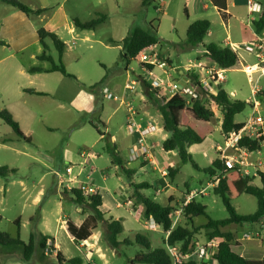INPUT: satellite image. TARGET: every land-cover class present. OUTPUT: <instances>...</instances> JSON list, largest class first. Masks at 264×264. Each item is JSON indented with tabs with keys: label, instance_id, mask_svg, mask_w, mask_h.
<instances>
[{
	"label": "rangeland",
	"instance_id": "obj_1",
	"mask_svg": "<svg viewBox=\"0 0 264 264\" xmlns=\"http://www.w3.org/2000/svg\"><path fill=\"white\" fill-rule=\"evenodd\" d=\"M20 1L33 10L46 11L39 16L26 17L19 10L0 2V42L5 44V46L0 44V112L4 109L10 111L9 108H13L18 121L23 126L19 124L25 135L30 137V132L32 133V143H27L0 120V168L17 169L8 174L6 178H0V233L17 238L18 231H20V238L25 244L29 242L32 234L37 237L41 234L51 236L57 240V244L70 259L80 257L84 264H106L105 260L99 259L97 255L86 257L88 246H79L78 242L71 240L68 232L61 226L58 220L60 216L67 214L75 219L81 216L77 210L83 208L64 197L63 191L68 184L61 186L54 172L58 170L65 172L68 165H75L64 161L65 149H70L72 152L78 150L93 152L97 159L87 165L79 180L83 183H93L102 189L103 206L101 210L104 213L119 212L121 216L127 217L128 210H131L132 215L140 220L143 207L136 202L134 187L126 173L112 164L108 149L113 151L116 148L117 154L128 167H137L138 163L128 164L132 138L125 130L127 108L120 102L124 99L125 103L131 104L139 115L146 119L157 120L159 125L163 126L159 105L171 98L166 89L158 91L157 95L149 98L146 95L149 89L144 87L143 82L136 86L135 92L126 91L125 82L138 79V76L143 73L140 63L136 60H133L128 71L124 72L126 66L122 60L123 46L119 47L114 41L126 37L136 28L154 29L157 31L155 35L159 40L160 53L169 57L174 68L181 63L206 60L203 46L180 50L185 41L184 28L188 20L207 19L211 22V34L205 37L204 44L212 42L225 44L223 41L228 34L231 41L237 42L242 36L250 39L252 33L247 29L237 34V27L242 28V26L233 18L228 22V28L222 14L207 0H198L197 3H188L187 0H163L162 3L158 0H149L147 5L143 3V0ZM162 5L163 9H161ZM206 5L207 8H205ZM230 11L234 15L237 12L233 7ZM99 14L106 15V19L95 30H77L76 34H79V37L69 31L72 27L75 28L74 19L88 22ZM26 19L30 22H26ZM236 24L238 26L235 27ZM42 28L66 41L70 50L65 53L62 62L67 71L79 77L80 81L66 77L65 80L70 83L68 95L66 92H60L59 84H55L52 88L54 90L50 86L46 87L45 83L44 86L41 85L43 84L41 82L34 87L51 90L61 95V98L48 95L20 98L14 94V87L18 83L26 84L28 80L19 71L21 69L26 71L31 66L41 64L32 55L43 52L36 34L37 30ZM16 31L22 34L21 37L16 36ZM182 39L184 41L180 42ZM45 42L51 48V50H45L46 54L53 57L55 63L59 65L58 51L53 42L49 37L45 38ZM23 45L28 47L19 51ZM245 59L249 63L256 62L251 56L246 55ZM43 64L51 66L48 62ZM258 84L264 91V77H261ZM79 86L95 95L92 102L94 109L90 112L81 110L88 106L83 97L75 101ZM105 87H108L113 95L118 96L119 100L106 97L101 92ZM221 87L233 99L240 101L247 102L251 95L248 78L242 71L240 63L227 71V81ZM209 107L215 113L213 121L215 132L209 135L204 143L188 148L193 163H183L176 152L170 154L165 152L163 141L169 135L163 130L156 139L159 142L157 152L161 156L154 154V164H144L143 168L147 167V169L133 180L136 184H150V189L141 192L163 206L171 201V205L179 209L181 203L193 191H199L207 186L210 175L204 169L209 168L216 159L214 147L223 140L221 132L223 115L215 103L210 102ZM249 113L250 109L247 105L241 114L236 115V121L244 122ZM101 121L107 124L106 127L116 143L111 138L101 140L96 128L91 126L92 122L100 123ZM82 123L89 125L82 129L77 127ZM99 131L103 133L106 131L105 127L101 125ZM107 137L110 136L107 135ZM9 138H12L11 142H4ZM163 166L168 171L169 169L177 171L173 179L169 177L170 174L165 180L162 178L160 167ZM79 170L76 168L74 173L76 174ZM44 174V181L39 183V179ZM257 177H254L253 184L261 187ZM21 181H24L28 191L22 188ZM41 187L45 189L41 206L22 211L24 204L20 201L21 197L31 192H38ZM194 200L207 207L206 212L213 220H223L229 217L222 199L214 195L211 188L207 189L206 195H199ZM257 201L255 196L243 194L232 203L237 214L249 215L257 210ZM131 203L133 206L130 209ZM118 204L121 205L120 209L117 208ZM85 210L90 212L91 209L86 208ZM20 217L22 227L19 228L15 221ZM194 222V225L199 227L207 223L208 218L198 217L194 219ZM178 223L186 225L189 222L181 213ZM226 228L230 230L235 226L230 224ZM138 232L152 242L153 248L164 247L166 234L162 229L150 232L129 226L128 231L121 235L124 244L119 247L118 251L110 246L103 235L98 240H92L91 245L96 242L100 243L98 245L106 253L108 264H138L133 262L136 255L143 251V248L136 242ZM208 235V229H201L195 235V239L198 244H203L208 239ZM22 256L23 251L19 246L3 247L0 245V264H58L56 252L50 248H47L45 255L37 249L30 262L25 263Z\"/></svg>",
	"mask_w": 264,
	"mask_h": 264
},
{
	"label": "trees",
	"instance_id": "obj_2",
	"mask_svg": "<svg viewBox=\"0 0 264 264\" xmlns=\"http://www.w3.org/2000/svg\"><path fill=\"white\" fill-rule=\"evenodd\" d=\"M148 1L149 0H143V3L147 5ZM211 1L224 17L225 10L227 9V1ZM0 2H3L4 5L11 6L19 10L20 12L24 13L26 17L33 15L39 16L46 11L41 9L33 10L20 0H0ZM105 19L106 15L99 14L96 16V18L88 22H81L76 18L73 20V23L75 28L79 30H95L105 21ZM254 28L257 33L264 32V12L261 13L256 21H254ZM210 29L211 22L207 19H201L191 23L185 35V41L182 44L183 48L195 49L199 46H203L206 57L210 58L224 69H232L238 63V57L230 48L217 45L214 42L209 44L203 43L205 37L210 32ZM155 32L157 31L154 29L144 30L143 28H136L135 30L131 31L121 42L124 50L122 60L126 68L130 66L133 60H136V55H138L143 48L145 49L146 47L159 43ZM37 35L41 44L46 50L49 47L45 43V38L49 37V39L53 42L56 50L58 51L57 54L59 65L55 63L53 57L43 53L37 58L40 61H47L51 65L50 68L42 69L34 67L30 69V72L35 73L45 70L48 73L59 72L67 76H72V74L67 71L62 62L63 53H65L66 50V44L56 34L45 30V28L37 30ZM0 44L1 46L5 45L2 41ZM143 85L149 89V91L146 92V95L149 98L157 95L158 92L156 90H153V88H150L146 84ZM27 92L38 95L46 94L44 92H36L34 90H28ZM212 97L215 106L223 115L221 126L222 134L229 133L234 128H240L241 124L236 121L235 117L245 110L247 103L233 99L224 89H222V87H220L216 95H213ZM210 102L211 100L209 99H199L191 106H188L186 105L187 102L185 99L174 96L164 104L159 105V111L163 119V129L165 133L169 135V137L163 141V149L165 152H176L183 163H193L191 155L188 153V148L192 145L204 143L207 137L212 133L214 134L215 132V127L213 125L215 113L209 107ZM0 120L8 125L20 139L28 140L23 135L20 125L15 120L10 111L6 109L2 110L0 112ZM96 130L100 136L103 135V133L99 131L97 127ZM8 141L9 140H5L4 142L7 143ZM243 144L248 143L243 142ZM250 146L255 149L258 147V144L256 142H252ZM116 150V148L113 151L110 148L108 149L112 164L121 168V170L124 171L127 177L130 179L131 185L134 187V197H136V202L143 207V218L147 220H150L151 218L155 219L156 223L160 225L161 229L166 234L171 230L173 222L172 216L176 211H178V209L171 205V201H169L167 205L163 206V204L142 193L141 191L150 189V184L134 183L132 178L136 171L126 169L124 167L123 160L117 154ZM223 170L224 167L217 158L209 168L204 169V171L208 173L210 177L215 176L217 173ZM15 171H17V169L2 167L0 168V178H6L8 174ZM176 172L177 171L174 169H169V177L173 179L176 175ZM257 178L259 179L261 187L253 184L255 179L254 177H243L234 170L225 171V175L220 178L218 185L213 189V193L222 199L221 201L229 213L228 218L223 220L211 219L206 212L207 207L192 199L182 211V215L189 223H186V225H181L178 223L171 231L168 238L165 236L164 247L161 246L152 248V242L147 237L139 234L136 236V242L139 243V245L143 248V251L136 255V257L133 259V262L138 264H172V259L165 249L166 244L173 246L181 245L180 247L183 252H190L194 249V247H196V244L193 242L195 235L201 229H208V239L212 240L217 238L221 240L220 246L218 247L217 253L213 259L216 264H264V260L257 261L253 259H247L233 252L232 247L234 246L235 242L234 235L231 232L223 230L230 224L242 225L246 223H255L264 218V173H260ZM65 192L71 194L74 202L80 206H89L97 220H104L105 214L101 211L103 204L101 194L93 198H85L79 189H72L70 191L66 189ZM243 194L253 195L257 198V210L255 213L249 215L237 214L232 201L239 199ZM202 216L207 217L208 222L202 226L196 227L194 225V219ZM15 223L20 228L19 220H16ZM106 227L108 230L107 240L110 243V246L118 251L119 247L124 244V242L119 240V237L124 230L123 225L121 224L120 220H111L107 221ZM68 231L77 241L88 238L90 235V233L86 232L82 226L78 228L71 222H68ZM51 241H54V239L49 236H44L41 234L40 237H37L36 235L32 234L30 236L29 242L25 244L20 238V231H18L17 238H11L7 234L0 233V245L3 247L19 246L23 251L22 257L25 263L32 260L37 249L41 251L42 255H45L47 248L54 250L55 248L48 244ZM56 260L58 264H83L82 258L78 257L67 260L61 252H57ZM183 264L207 263L189 261Z\"/></svg>",
	"mask_w": 264,
	"mask_h": 264
},
{
	"label": "built area",
	"instance_id": "obj_3",
	"mask_svg": "<svg viewBox=\"0 0 264 264\" xmlns=\"http://www.w3.org/2000/svg\"><path fill=\"white\" fill-rule=\"evenodd\" d=\"M158 1L163 2V0ZM247 2L249 17L246 24L255 35L252 40L241 43L227 38L225 46L236 54L238 64H241L242 71L248 78L251 95L246 103L249 105L250 113L244 122L240 123V128H234L229 133L223 134L222 142L214 147L216 158L222 163L224 170L210 177L205 188L193 191L181 203V207L172 216V227L166 233L167 238L178 224L183 208L195 197L206 195L208 188L214 189L220 178L225 175V171L234 170L243 177H256L264 173V91L258 84L261 77H264V32L257 33L254 28V21L257 20L254 16L264 12V5L258 0ZM227 14L225 12L226 16ZM246 55L254 57L256 62H247ZM205 58V61L181 63L173 68L169 57L160 53L159 44L143 48L135 58L140 63L143 74L138 76V79L127 80L124 89L135 92L136 86L143 82L157 92L166 89L171 98L178 96L185 99L188 106L199 99H209L214 103L212 96L216 95L221 85L227 81V71L230 69H224L210 58ZM102 93L106 97L119 100L109 88L105 87ZM125 102L124 99L120 102L121 105L126 106L128 113L125 130L128 135L136 136V141L129 150L128 161L131 163L140 161L141 164L152 165L154 164L153 155L159 145L156 139L158 134L164 130L163 126H160L157 120L142 117L131 104ZM243 142L248 144H243ZM252 142H256L258 147L252 148L250 146ZM80 156V164L68 165L65 172L58 170L55 175L61 186L68 184L65 189L69 191L79 189L85 198L96 197L100 194L101 188L93 183H83L79 180L87 165L93 162L94 153L83 151ZM76 168L80 170L75 174ZM160 172L164 179L169 175V171L164 167L160 168ZM131 206L133 203L130 204V209ZM140 224L147 231L160 230V225L153 218L150 220L142 218ZM245 238L248 236L246 235ZM193 242L196 247L190 252H183L181 245L166 244L165 249L172 259V264H183L189 261L216 264L213 259L220 246V239H207L203 244H198L196 239Z\"/></svg>",
	"mask_w": 264,
	"mask_h": 264
},
{
	"label": "crops",
	"instance_id": "obj_4",
	"mask_svg": "<svg viewBox=\"0 0 264 264\" xmlns=\"http://www.w3.org/2000/svg\"><path fill=\"white\" fill-rule=\"evenodd\" d=\"M187 1H188V3H191V2H196L197 3L198 2V0H194V1L193 0H187ZM207 1H209V2L212 3L211 0H207ZM226 1H227V9L225 10V12L228 13L227 14L228 16L225 15L223 17L226 20V23H227L226 26H228V28H229L228 22L233 18L234 20H236L237 22H239V25L242 26V28L241 27H237V29H236V33L237 34L239 33V31L240 32H243V31H247V29H249L251 31V33H252V37L250 39H246L245 37L242 36V38L239 37V40L237 42L241 43V42H246V41L252 40L255 34L253 33V31L246 24L247 23V19L249 17V15L247 13V11H248V9H247V3L248 2L247 1L248 0H226ZM258 1L262 2L263 5H264V0H258ZM232 7L234 9H236V11H237L235 15L230 11V9ZM205 8H207V5L205 6ZM260 15L261 14H257L254 17L256 19H258ZM195 21H197V20H194V21L188 20V24L184 28L185 34L187 33V30H188L190 24L193 23V22H195ZM26 22H30L29 19L28 20L26 19ZM222 25L224 26L225 24H223V22H222ZM236 26H238V25L236 24L235 27ZM77 30H79V29H76V28H73L72 27L69 31L73 35H76L77 37H79L80 35L79 34H76ZM82 31H84V30H82ZM36 34H37V32H36ZM82 34L83 33H81V36H83ZM209 34H211V31L207 35H209ZM21 35L22 34L19 31H16V36L17 37H21ZM37 38L39 40V43L41 44L38 35H37ZM125 38L126 37L119 38L118 40H115L114 42L117 43L118 46L120 47V46H122L121 45V42ZM226 38H230V35L228 34ZM226 38H225L224 41L227 40ZM60 39L63 40L62 38H60ZM63 41L66 44V50H65V53H66L70 49L68 48L66 41L65 40H63ZM183 41H184V39L180 40V42H183ZM224 41H223V43H225ZM46 44L49 47L48 49L51 50L49 44L48 43H46ZM217 45H220V44H217ZM3 46H5V45H3ZM41 46H42L43 52L42 53H38L37 55L36 54L35 55H32V57L34 59H36L38 62H40L41 64L39 66H37V65L31 66V67L27 68L26 71H25V69H21L19 71L21 74H24V76L28 80L26 82V84H24V83H18L14 87V90H13L14 91V94L17 95V96H19L20 98H25V97L34 98L36 96H47V95L48 96L55 97V98H61V95H59V94L57 95L56 93H54L51 90L48 91V90H43L42 88H34V87L36 86V84L38 85V82L43 83V84H41L43 86H44V83H45L46 84V87L50 86L51 89L55 87V84H59V88H60L59 90H60V92H66V94L68 95L69 94V91H70V83L65 80L66 77H72L73 76L72 79H74L75 81H80V78L77 77V76H74V75L67 76V75H64V74L59 73V72L48 73V72H46L44 70V71H40V72L31 73L30 72V69L31 68H34V67L42 68V69H49L50 68V67H48V65L43 64V63H47V61H40L37 58L39 55H41L43 53H46L45 52L46 49L43 47L42 44H41ZM220 46H225V44H221ZM27 47L28 46L23 45L19 49V51H22V50L26 49ZM188 49H190V48H183V46H182V48L180 50L183 51V50H188ZM65 53H63V56L65 55ZM204 53H205V51H204ZM123 55H124V50H123ZM128 68L125 67L124 68V72H127L128 71ZM128 77H129V75H128ZM84 85L86 86V84H84ZM11 88H12V86H11ZM79 88L80 89H79V92L76 94L77 96L75 97V101L78 98L83 97L86 100V105H88V106L82 108L81 110H85L87 112H90L91 110L94 109L92 107V102L95 99V95H93L90 92L85 91L80 86H79ZM106 88H108V87H106ZM28 90H34L36 92H44L46 94L45 95L33 94V93H30V92H27ZM52 90H54V89H52ZM9 110L12 113L13 117L16 118L15 120L18 122V124H20L21 122L18 121L19 119H18V117L16 115L15 110L13 108H11V107L9 108ZM100 124L103 125V127H105V130H106V131L103 132V135L100 136L101 140L102 139H110V138L113 139L111 137V135H110V132L108 131L109 129L106 127L107 124L104 123L103 121H101L100 123L92 122L91 126H93L94 128L97 127V129H99L100 126H101ZM86 125H89V124L88 123H82V124L78 125L77 127H81V129H82ZM21 126H20V128H21ZM21 131L23 132L22 128H21ZM107 132H109V133H107ZM97 134H98V132H97ZM23 135L25 136L26 139L29 140V141L28 140H23V141H25L27 143H32V133L31 132H30V137H27L24 132H23ZM107 135H109L110 137L108 138ZM128 136L132 138V143H131L132 144L131 147H132L134 145L135 141H136V136L135 135H128ZM9 139H6V140H9L8 142H11L12 141V138H9ZM166 139H164V140H166ZM114 140L115 139H113V141ZM115 147H116V145H115ZM82 152L83 151H81V150H78L77 152H72V151H70V149H65L64 150V155H63L64 156V161L66 163H69L70 162V164H73L74 163L75 165H78L81 162V156L80 155H81ZM170 153H173V152H168L167 154H170ZM155 154L161 156V154H158L157 149L155 151ZM94 156H95V158L93 159V162L97 159V156L95 154H94ZM78 160H80V162L77 163ZM130 163L131 162L128 161V164H130ZM135 163H138L137 164V167H128L127 164H125L124 161H123L124 167L126 169H131V170H135L136 171L135 174H133V178H132L133 180L135 179V177H137L139 174H141L142 172H144L147 169V167H144L143 168V165L144 164H141L140 161H136ZM148 165H146V166H148ZM156 168H157V166L155 167V169ZM160 168H162V167H160ZM120 170H121V168H120ZM55 172H54V175H55ZM44 179H45V174L39 179L38 182L40 183V182L44 181ZM21 184H22V188L24 190H27V191L29 190L27 188V186L24 184V181H21ZM44 190L45 189L43 187H41V188L38 189V192H35V193H32L31 192L30 194L28 193V195L21 197V200L20 201H22L23 204H24L22 211H24L25 209H30V208L32 209V208L41 206V203L43 201L42 196L44 195V192H45ZM65 190L66 189H64V191H63L64 194H65L64 197L67 200L74 202L72 195L69 194V193H66ZM27 191H25V192H27ZM100 194H101V192H100ZM102 200H103V198H102ZM102 206H103V204H102ZM82 208H83L82 210H77V213L78 214H81V216L76 217L75 219H73V218L70 217V215L68 216L67 214H63V216H60L58 220L61 222V226L68 232V235L71 238V240H73L76 243L78 242L77 244L79 246H85V247L88 246V252L86 254V257H88V256L94 257V256L97 255V257L99 259L101 258V260L102 259H103V261L105 260L106 264H108V258H107L106 253L100 248L101 246L98 245L100 243L99 242H96V243H94V244L91 245V242H92V240H96V239L98 240L99 238H101L102 235L105 237V239H107V233H108V230H107V227H106L107 221H111V220L118 221V220H120V222H121V224L123 225V228H124L123 233L121 235H123L124 233H126L128 231V226L130 228H136V227L138 228L139 227V229H141V228L144 229L141 226V224H140L141 221H142L143 216L141 215L140 216V220H139L134 215H132L131 210H128L127 217L121 216V214L119 212L104 213L101 210L105 215H104V220L103 221H99V220H97L95 218V215H94V213H92L93 211H92V209L89 206L83 205ZM86 208L87 209L90 208L91 209L90 212H87L85 210ZM117 208L120 209L121 208V205L118 204L117 205ZM33 217H32V219H33ZM16 220H19L20 226L22 227L21 217L20 218H17ZM68 222L73 223L78 228H80L82 226L83 229L86 232L90 233V235L88 236V238H85V239H83L81 241L75 240L74 236H72L70 234V232L68 231ZM234 226H235V228L230 229V230L226 228L227 226L223 229L224 231L231 232L234 235L235 242H234V246L232 247L233 252H235L236 254H238V255H240L242 257H245L247 259H253V260H257V261L264 260V218L261 219L259 222L246 223V224L234 225ZM160 229H161V227H160ZM150 232H157V231H150ZM138 234L140 235L139 232H138ZM121 235L119 237V240L121 242H123L124 239L121 238ZM246 235L248 236V238H245ZM49 237H51V236H49ZM51 238H53V237H51ZM57 243H58L57 240L54 239V241H51L48 244L49 245H52V247L55 248L54 251L56 252V254H57V252H61L63 254V256L67 260H71L67 256V254H65V252L62 250V248ZM83 264H84V261H83Z\"/></svg>",
	"mask_w": 264,
	"mask_h": 264
}]
</instances>
